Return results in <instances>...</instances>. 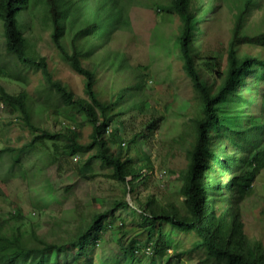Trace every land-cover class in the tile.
I'll return each instance as SVG.
<instances>
[{"label": "trees", "instance_id": "obj_1", "mask_svg": "<svg viewBox=\"0 0 264 264\" xmlns=\"http://www.w3.org/2000/svg\"><path fill=\"white\" fill-rule=\"evenodd\" d=\"M221 4L231 7L233 17L222 70L220 57L201 54L197 44L203 24ZM132 7L179 20L174 45L199 99L175 203L141 199L137 191L153 170L141 149L150 146L161 119L146 94L149 68L131 65L126 53H104L117 33L131 32ZM38 28L48 32L60 61L82 78L83 96L54 79L30 40ZM0 33V77L22 86L16 94L0 86V103L13 116L11 123L29 134L21 146L0 148V179L6 183L21 172L26 180V163L43 175L60 156L91 153L79 174H92L90 162H98L110 180L128 186L136 204L115 201L82 220L78 233L55 242L42 239L33 225L24 230L23 219H30L14 212L0 219V264H169L183 254L173 251L171 240L184 237L193 239L190 251L205 255L202 264H264V248L246 237L241 211L264 170V0H0ZM243 46L260 52L240 53ZM29 73L40 75L31 91ZM50 117L60 120L58 131L40 124ZM133 117L144 119L131 131ZM84 126L91 130L86 144ZM49 150L52 160L44 158ZM119 208L129 211L133 230L125 220L112 228ZM107 235L118 250L104 256Z\"/></svg>", "mask_w": 264, "mask_h": 264}, {"label": "rangeland", "instance_id": "obj_2", "mask_svg": "<svg viewBox=\"0 0 264 264\" xmlns=\"http://www.w3.org/2000/svg\"><path fill=\"white\" fill-rule=\"evenodd\" d=\"M220 6L211 19L203 24L204 36L202 40L197 37V44L200 42L201 54L212 53L220 57L222 70L226 65L233 17L228 4ZM130 21L131 32L117 33L104 53H126L131 65L148 66L146 94L152 110H155V116L161 118L157 122L159 124L150 146H143L141 149L148 154L153 170L148 173L146 186L139 187L137 191L141 199L149 195L162 204L175 203L179 198L181 186L178 176L186 168V149L193 140L190 121L199 106V99L193 92L189 79L184 75L182 61L174 45L180 22L177 18L157 17L153 10L140 7L131 8ZM30 40L39 54L47 59L54 79L65 84L76 96H83L82 78L60 61L48 32L38 28L30 36ZM239 52L259 53L260 50L243 46ZM3 56V38L0 33V58ZM29 75L27 89L31 91L40 81V75ZM201 76H205L209 81L206 73L201 72ZM0 86L13 94L22 89L19 83L2 77ZM261 88H264V83ZM12 118L0 103V148L21 146L29 139V134L24 132L20 125L11 123ZM126 119L128 120V116ZM143 119L133 117L131 121L135 122V125H132L130 130L137 128V124ZM60 123V120L53 117L42 118L40 121L42 127L54 131L60 129ZM90 132L88 126L80 129L81 143L89 142ZM47 152L48 154L45 151L44 158L52 160L50 150ZM90 155L91 153L73 158L60 156L59 161L49 167L43 175L34 174L35 170L26 163L30 172L26 180L21 172L17 173L16 177L7 179L6 183L0 179V219H9L14 212L20 213L30 219H23L27 221L22 226L24 230L28 231L33 225L42 239L55 242L63 241L67 232L78 233L83 226L82 220L89 221L93 215L111 209L115 201L125 200L131 208L136 207L135 194H128V186L110 180L109 170L102 168L98 162H90L92 174L86 177L79 174V168ZM6 167L5 164L2 172ZM129 180L130 178L127 179ZM241 211L246 237L264 248V170L255 180L252 194L243 201ZM127 212L129 211L121 208L116 211L113 229L121 220H125V226L129 230L134 229L135 221H132ZM81 214L82 217H79ZM136 234L137 238L141 239L140 233ZM109 235L111 237L110 233ZM109 235L105 238L108 244L102 250L104 256L111 254L110 250H118L115 243L110 241ZM192 241L191 237L172 239L170 244L173 251L183 254L177 259L173 258L169 264H202L205 255L190 251Z\"/></svg>", "mask_w": 264, "mask_h": 264}]
</instances>
